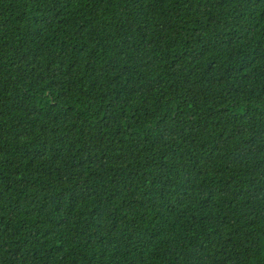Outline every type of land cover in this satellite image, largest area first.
Instances as JSON below:
<instances>
[{
    "label": "trees",
    "instance_id": "obj_1",
    "mask_svg": "<svg viewBox=\"0 0 264 264\" xmlns=\"http://www.w3.org/2000/svg\"><path fill=\"white\" fill-rule=\"evenodd\" d=\"M0 264H264V0H0Z\"/></svg>",
    "mask_w": 264,
    "mask_h": 264
}]
</instances>
